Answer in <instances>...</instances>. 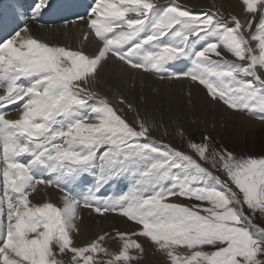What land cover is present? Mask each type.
Wrapping results in <instances>:
<instances>
[{
    "label": "rangeland",
    "instance_id": "rangeland-1",
    "mask_svg": "<svg viewBox=\"0 0 264 264\" xmlns=\"http://www.w3.org/2000/svg\"><path fill=\"white\" fill-rule=\"evenodd\" d=\"M246 5L250 14V21H248L247 26L243 28L235 22L236 19H233L238 26L235 35L233 38L231 37L228 43V52L236 55L238 60L247 62V64L244 63L241 65L238 72L244 71L245 68L246 71L252 62H255L264 72V0H250V2L246 0L245 6ZM176 8L188 11V13L180 14L179 16L183 26V34H192L200 31V29H206L210 31V33L213 31L215 36L218 37L224 34L225 28L221 20L214 18L210 11L200 13V11L195 8H186L185 6H176ZM234 26H232V24L228 26V32ZM249 31H253L249 35V37L253 39H248L246 37ZM249 40L255 43L256 48L254 47V50L251 48ZM216 44L220 47L223 46L220 42ZM223 51L224 48H221L217 49L216 52L217 54H222ZM202 55L203 54H200V56ZM207 55L206 53L205 56ZM200 56L198 59H200ZM236 56H232V58L234 57L236 59ZM198 64L201 65L199 60L196 63V71H194L191 76V78L194 77L195 79L191 82L203 88L204 84L200 81L201 72ZM203 65H207L206 62L203 61ZM206 72L209 73L207 70ZM207 73L205 81L211 84L214 80H212L210 74ZM211 75H213V79L216 78L214 77V73ZM258 81L264 85L259 78ZM223 84L227 85L221 87ZM255 86L258 87L259 85L255 84ZM214 88V94H216V92L223 94L224 97L229 98L230 102L237 103V105L233 108H229L226 107L227 105L225 106L219 103L218 100L214 98L215 103H219L220 105L210 106L211 109H226L229 110V112L241 114L247 118L263 123L259 125L255 137L245 132L227 134L224 121L220 125V128L223 130L220 135L217 133L215 134L216 131H214L213 122H209L210 124H206V126L204 122L202 128L195 129L194 126H196L197 119H195L190 112L193 110L192 107L194 106H189L190 109L187 108L188 112L184 114L185 117L181 119L183 121L179 122L180 125L182 124L179 134H176L173 128H163L162 131L157 130V136H150L146 132V124L142 123L141 120L138 121L135 118L134 121L138 122V125L129 123L125 120L123 121L113 108L108 107L107 109L115 114V119L121 124V127L117 128V132H102L105 133V135L97 133L98 140L100 139L102 143L104 138V143H107V138L111 140L117 138L119 134L130 132V130H127L129 127L139 129L138 134H135L137 133L135 132L132 136L136 139L137 143H148L149 147L154 151L160 149L159 156L153 157L154 163H157L155 166L156 174L147 177H139L137 174H141V171L139 169H133L135 177L134 180L131 181L124 176L122 172L117 171V169L113 167H109L104 173L99 175L97 169L100 166V161L97 162V157L93 153L98 144L95 147L90 145L95 138L93 137V140H91L87 136L82 135L64 136L62 144L65 145L67 142L73 146L66 152L71 161L65 170L73 171L70 175L74 176V178H67L71 183L67 181L63 183V185L69 186L72 191V193L64 195L67 196L77 209L85 210L89 215H92L91 212H96L99 216L114 215L121 216L122 218L121 220L112 219L110 223L112 225H110L109 228L107 227L108 229L102 227L104 229L102 230L101 228V232L105 231L107 234L109 232L108 235L103 232L106 235L104 234L101 238L97 235L92 243H89V240H87L85 242L86 245H80L81 248L80 246L70 243L72 233L69 232L76 218H68L69 216L65 215L66 211L64 212V209L50 207L48 210H36L35 213L45 218H48L49 212L52 211L53 220L59 224L58 230L52 231L51 227L47 228L46 224L39 223L35 216L32 217V227H28L24 222L22 224L21 220L17 218L18 215L14 217L12 214V208H14L13 204L8 207L1 206L0 210L3 215L0 216V226L8 224L9 226L10 224L13 225L18 233L17 237L21 238L17 241H12L11 244L23 242L25 234L29 236L31 232H35V234L41 232L38 235L36 234L38 238H36V242L38 240L39 244L34 242L35 240L33 243L28 242L27 244L29 246L33 245L32 248H28L31 252L35 250L30 253V257H33V259L30 257H21L19 253L16 254L15 257L17 259L22 258V264H264V91L263 93L258 92L253 96V102H255L256 105L254 106L251 104V106H254L256 110L262 112L261 115L252 118L249 117L251 116L250 113L245 114L241 112L246 108V106L243 107L241 105L240 98L238 97L240 94L238 90L241 87L236 84H228L224 79H217L214 81ZM204 89L205 88H203V90ZM251 90V88H248V94ZM251 97L252 96H249L248 100H251ZM246 99L247 97L244 96L243 101L246 102ZM244 104L245 103H243V105ZM95 108L98 109V107ZM246 110L249 111L248 109ZM79 123L83 122H78L77 125H79ZM75 128H77L76 125L72 128H66V131L62 134H68ZM186 129H188V133ZM128 140L129 139L126 138L124 142ZM160 140H162L166 146L162 144ZM105 149L106 148H102L101 152L105 151ZM175 149L183 152V156L181 152L175 153L179 155L180 159H187L190 165V173L178 177L180 185L177 187H164L162 186L164 184L163 180L171 177L165 174V171H169V167H164L160 170L164 162L163 159H160L162 157L161 152L165 154L168 153L171 157V159L168 160L172 161L175 159L173 156V150ZM127 150L128 147H125L121 151V154H115V159H122V155H125ZM192 150L196 151L202 160L215 169H211L205 165L203 166L208 169H203L197 164L198 162L202 166L201 161L196 162L185 155V152L193 155L194 153L191 152ZM128 158L135 168L140 167L141 163L136 159L135 155L129 154ZM88 161H91L89 164H92L95 181H98L100 178L110 180V178L116 177L119 178L120 183L125 187L123 192L114 194L110 199L109 205L102 209H98V193L94 191L89 194L78 183L79 179L83 180L92 174L88 166L84 167L88 164ZM178 165L172 164L175 168H178ZM143 179L152 180V184L149 188L141 183ZM160 182L162 185H160ZM219 182H222L225 188H223L221 184L219 185ZM42 183L36 182L31 184V180H28L20 187L22 191L29 193L32 192L35 185ZM95 183L96 182H92L91 185L94 186ZM46 184L48 183L43 184L45 188H50ZM0 185L6 186L8 183H1ZM230 190H232V192ZM142 191L146 192V194H143ZM165 193L170 194L165 195ZM152 195L153 197H151ZM158 195H160V199ZM59 197L61 198V196H58V199L54 198L56 199L55 202L53 199V202L55 204L57 203V206L66 201L64 198L60 199ZM28 203L31 205L30 201ZM67 204L71 205V203ZM142 204L145 206L138 207L135 212V222L132 220L133 216L126 217L131 222L141 226L142 230L138 233L136 232L137 234H134L135 237L130 235L131 233L115 235L113 231L120 227L123 228L126 223V218L121 211L137 205L142 206ZM153 204H155L159 210L158 216L155 215L156 217L151 218V214H146L145 211L147 209L151 210ZM240 208L251 218L252 222L243 217ZM143 209L145 210L143 211ZM140 215H143L142 218H140ZM25 217L27 216H23L24 219ZM69 220L70 222H68ZM115 220L120 221V223H116ZM146 220L153 221V226L146 228ZM140 222L142 223L139 224ZM174 224L179 230H183L182 233H180L181 235L175 233L169 239L164 235V238L161 239L162 243L172 247V253H168L166 256H161L156 253L154 257H146L142 250L144 246L141 245L144 241L141 242V239L147 237L149 239H145L156 246L158 245L156 242L158 240L157 235L159 229L165 227L164 233H167L169 232L167 227L173 226ZM34 225L37 227L33 229ZM86 228L87 231L90 229L92 230V225H88ZM136 236H141L142 238H137ZM91 240L93 239H90V241ZM11 244L8 243V245ZM0 253V264L6 263L4 259L7 257H4V255L2 256V252ZM35 254L36 257L32 256Z\"/></svg>",
    "mask_w": 264,
    "mask_h": 264
},
{
    "label": "bare ground",
    "instance_id": "bare-ground-1",
    "mask_svg": "<svg viewBox=\"0 0 264 264\" xmlns=\"http://www.w3.org/2000/svg\"><path fill=\"white\" fill-rule=\"evenodd\" d=\"M169 1L172 5H185L195 9H202V11L208 10L214 16V18H224L222 20L228 26H230L231 24L232 26L235 25L228 32V35L225 39L226 41L223 42V46L220 47L216 44L212 47L211 45V48L207 50V54L209 57L203 58V61L207 64L204 65V68L209 71V73L207 74H210L212 80L214 79L213 75L211 74L214 73V77L216 78H230L232 85L234 82L237 81L239 86L241 87V100H244V96H246L247 99L249 98V96H253L251 95V92L248 94V88H251L252 91H264V85L258 81L259 78L264 83V72L259 68V66L255 64V62H252V64L248 66L246 71L245 68L244 71H242V74H236L240 70L238 68L241 64L236 61V55L231 52H228V43L230 42L231 37L233 38L236 33V29L238 26L237 24L245 28L247 26V22L250 21V14L247 5L245 6L246 0ZM248 1L250 2V0ZM121 2H129V6L122 10L124 14L119 15L120 12H118L116 7ZM161 2H168V0H105V3L102 7L104 12L108 11L111 14L118 15L119 17H130L137 14L145 13L147 8L152 3L158 4ZM145 6L147 7L146 10L142 11ZM163 6V3L159 5V9H162ZM166 9L163 10L164 12L158 17V19L154 23V25L156 26L157 36H161L164 33L163 28L169 26V24L165 23V20L170 17ZM233 19H236L235 22L237 24L233 21ZM136 23L137 21H131L129 22V25H133ZM94 32V29L91 27V22L82 19L81 21L74 22L73 24L69 25H58L50 27L30 26L28 28V32H22L18 35L20 38L22 37L23 39L25 38V35L27 36L25 39V44H18V53H13L12 55L16 56L25 52H29L28 55H30V53L32 54V51L30 50L34 49L41 56H45L44 59L48 61V64L53 73L49 74L48 76L45 75L44 77L46 80H50L49 84H52L57 88V92L54 94V96H44V90L42 91V93L35 92L36 96L34 97V99H40V103H44L45 107L36 106L32 109L23 108L17 113H14V115H12L10 119L6 120L4 124H0V127L3 125L10 124L14 121H16L18 124H21L22 126H28L27 122L28 117L30 116H53L55 113H60L61 111H69V107L64 106L65 103L76 99V97L82 96L84 99L90 98L91 101H93V103L95 104V106H93L94 108H101L103 111H106L107 114H111V117L106 118V120H109H107L109 122L108 126L121 127V124L115 119V114H113L109 109H107L108 107H110L115 110L119 118L121 120L123 119V121L125 120L129 123L138 125L139 123L134 121L135 118L138 121L141 120L142 123L146 124V132L150 136H157V130L162 131L163 128H173V131L176 134H179L182 127V124L180 125L179 122L183 121L181 119L185 117L184 114L188 112L187 108H189V106H194L192 107L193 110H191L190 112L192 116L197 119L196 126H194L195 129L202 128L204 125L206 126V124H210L209 122H213L214 131H216L215 134L217 133L220 135V133L223 132L222 128H220V125L224 121V125L227 128V134L245 132L246 134H251L253 137L256 136V132L258 131L259 125L263 123L247 118L246 116L241 114L229 112V110L226 109H211L210 106H216L217 104L220 105V102L215 103V99L209 95L207 90H203V88L198 87L199 85H196L195 83L191 82V80H189L188 78L180 77L181 79L170 80L164 79L163 76L153 78L151 74H148L139 69L141 68L139 67V65L141 64H134V66H132L124 59H120L113 55L111 52H109L107 50V45L100 44L97 40H95L93 36ZM180 32L181 31L177 30L175 32V35L180 40H184L186 36H179L178 34ZM252 32H247L246 37L248 39H253L249 37ZM18 36H16L15 39H12L10 43H14V41L18 39ZM249 43L251 48L254 50L255 43L251 40H249ZM221 48H224V51L222 52V54H217V49ZM177 51L178 50L176 48L171 46L163 48V53H170V55L174 54ZM230 53L232 54V56H236V59L234 57L232 58ZM196 54L193 56L194 63L197 61V58L195 57ZM22 61H25V58H23ZM11 62H13V59ZM241 62L247 64V62L244 60H242ZM154 63H157V61L155 60ZM145 66L148 67L150 65ZM199 66L201 67V65ZM222 69H224L225 72ZM234 70L236 71V73L234 72ZM205 77L206 74L204 76V80ZM255 84H258L259 86L257 87L255 86ZM73 88L75 90H73ZM61 100L63 101L62 106H60V104L53 105V102L60 103ZM253 105L256 104L254 103ZM261 112L262 111L254 110L252 111L253 116L249 117L253 118L255 116L261 115ZM218 118H221L222 120ZM204 122L205 124L203 125ZM90 124L92 126L90 128L81 126L79 128L77 127V129L75 130L76 135L78 134L86 136V134H91L93 131L96 130V128H100L102 126L101 123L96 121H93ZM186 132L188 133V129H186ZM55 164L56 162L54 161V165ZM13 174L14 173L10 169L9 164H1L0 160V183L11 182V177ZM220 184L223 188H225L222 182H219V185ZM2 191L4 193V196L8 194L6 190L2 189ZM58 196H61V198L59 197L60 199L64 198L66 200L64 203H62L63 205L60 203V207L56 205L57 203H54L56 200L54 198H57ZM29 201L31 205L28 203ZM67 203H71V205ZM50 207H54L55 209L56 207L62 208L64 209V212L66 211L65 215L69 216L68 218H76V221L73 222L71 225V231L69 233H72L70 243L72 245L75 244L77 246L86 245L85 242L87 240H89V243H92L97 235L101 238V236L106 233L105 231H103L105 233L101 232L102 227L109 228L110 225H112L110 224L112 219L121 220L122 218L121 216L114 215L99 216L96 212H91L92 215H89L88 212H85V210L77 209L74 204L67 198V196H65L64 194L62 195L61 193L50 188H45L43 184L35 185L32 192L25 193L23 199H21V202H19L16 209H13V216L15 217L18 215L17 218L21 220L22 224L24 222L26 225H28V227H32V217L35 216L36 219L42 220V223L46 224L47 228L51 227L52 231L58 230L59 224L53 220L52 211L49 212L48 218H45L44 216L35 213L36 210H48V208ZM144 210L145 209H143V211ZM154 210L155 209L152 207L151 210L147 209L145 213L151 214L152 218L153 215L155 216L158 214V211ZM1 215L3 214L1 213L0 216ZM23 216L27 217H25L24 219ZM117 220H115V222L120 223V221ZM125 220L126 223L124 227L117 228L113 232H115V235L131 233L130 235H133L135 237L134 234L136 232H140V230H142L141 227L131 222L127 218ZM68 222H70V220ZM88 225H92V230L90 229L87 231L86 227ZM34 227L37 226L34 225L33 229ZM164 228L159 229V233L157 235L158 240L156 242L158 245L156 246H154L150 241L146 240L149 239L147 237H145L146 239H141V242L144 241L143 244H141L144 247L143 249H141L144 251L146 257H154L156 253L161 256H166L168 253H172V247L162 243L161 239L164 238V235L167 239H169L175 233H182L183 230H179L175 224L173 226H168V229L166 228L167 230H169V232L167 233H164ZM102 230L104 229L102 228ZM6 231L7 233H5ZM17 234L18 233L15 227L11 224L10 226L9 224L0 226V252L3 253L2 256L4 255V257H7L4 259L6 260V263L2 264H22V258L17 259L15 255L19 253L21 254V257H30V253L35 251L32 250L31 252L29 250V247L32 248L33 245L29 246L27 244L28 242L33 243L34 240V242H36L37 233L35 234V232H31L29 236H26L25 234V239L23 242L11 244L12 241H17L18 239H21L17 237ZM136 237L142 238L141 236ZM90 239L93 240L90 241ZM8 243L11 245H8ZM36 243H38V240ZM36 254L32 256L36 257ZM30 258L33 259V257Z\"/></svg>",
    "mask_w": 264,
    "mask_h": 264
}]
</instances>
